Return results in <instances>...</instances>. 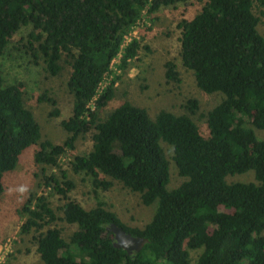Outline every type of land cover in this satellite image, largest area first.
Instances as JSON below:
<instances>
[{
	"label": "trees",
	"instance_id": "trees-1",
	"mask_svg": "<svg viewBox=\"0 0 264 264\" xmlns=\"http://www.w3.org/2000/svg\"><path fill=\"white\" fill-rule=\"evenodd\" d=\"M187 1L0 0V56L29 27L24 47L34 64L40 61L52 77L62 71L63 57L69 66L71 105L59 121L62 142L43 137L24 105L23 84L6 83L0 74V195L3 175L30 147H36L35 163L54 169H42L44 191L21 208L20 232L36 233L43 264H264V139L257 135L264 131V36L258 28L264 0H195L200 10L177 23L182 66L200 91L219 97L205 114V131L187 114L161 109L150 117L127 101L100 117L114 95L117 76L100 89L113 60L119 57L117 67L125 68L140 46L125 37L143 14ZM175 67L164 63L167 81H180ZM36 99L52 106L50 117H59L53 97ZM185 108L194 113L197 102L188 100ZM90 132V151L75 155L68 167L91 179L94 194L117 181L139 193L144 205L154 203L142 228L125 225L103 201L84 208L68 195L74 182L60 157ZM165 147L182 178L175 187H169ZM45 192L58 195L62 205L53 208ZM58 220L75 226L68 241L51 226ZM111 223L148 242L131 253L114 246ZM190 250L200 251L194 263Z\"/></svg>",
	"mask_w": 264,
	"mask_h": 264
},
{
	"label": "rangeland",
	"instance_id": "rangeland-1",
	"mask_svg": "<svg viewBox=\"0 0 264 264\" xmlns=\"http://www.w3.org/2000/svg\"><path fill=\"white\" fill-rule=\"evenodd\" d=\"M201 8V3L188 0L168 7H160L151 15L143 14L141 19L125 37V42L131 38L139 40V49L136 55L128 60L125 68L119 69V57L111 64L112 72L106 74L100 89L117 76L114 84L113 98L100 117L106 115L114 106L123 101L145 108L148 115L153 117L159 110H170L178 114H187L205 131V114L207 110L218 101L217 95H207L200 91L194 82L193 73L184 68L180 61L179 44L176 40L177 23L182 19L190 18ZM258 15V13H256ZM259 31L264 36V18L259 23ZM29 27L21 28L5 53L0 56V74L6 83L17 81L23 84L24 105L35 115L44 138L52 142H62L66 132L59 126L61 118L70 114L71 97L66 90V79L69 66L64 57L60 64L62 71L58 76H48L42 69V64H34L32 57L24 47L27 45L26 37ZM172 61L178 72L180 81H167L164 75V63ZM46 94L57 101L60 108L59 117H50L52 106L46 101H37L36 97ZM188 100L197 102V110L190 113L186 108ZM91 134L76 140L74 149L60 157V166L67 171V177L74 182V188L69 196L84 208L92 206L98 199L105 203V207L115 212L121 221L129 227L142 228L150 221L155 205H144L140 194L123 187L121 183L113 181L112 186L106 191H92L91 179L83 173L75 174L68 167L75 155H84L91 149ZM258 137L264 139V131L257 132ZM35 146L25 150L19 158L15 168L3 175L4 190L0 195V264H43L36 252L34 231L21 234L20 228L26 219V214L21 212L26 199L38 196L44 190L40 185L42 169L47 172L53 168L38 165L33 159ZM170 160L171 179L169 187L177 186L182 178L178 176L170 159L171 149L165 147ZM58 174V173H57ZM246 175V174H245ZM244 176V175H243ZM241 175L238 181H244ZM233 178H231L232 180ZM247 180V179H246ZM48 194L53 208L62 205L63 200L58 195ZM60 229L62 237L68 241L75 230L74 225H69L58 220L51 224ZM199 250H190L191 263H194Z\"/></svg>",
	"mask_w": 264,
	"mask_h": 264
},
{
	"label": "water",
	"instance_id": "water-1",
	"mask_svg": "<svg viewBox=\"0 0 264 264\" xmlns=\"http://www.w3.org/2000/svg\"><path fill=\"white\" fill-rule=\"evenodd\" d=\"M108 228L113 233L114 246L121 247L128 253L133 251L138 252L148 242L147 238L133 236L113 223H111Z\"/></svg>",
	"mask_w": 264,
	"mask_h": 264
}]
</instances>
